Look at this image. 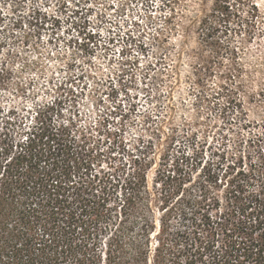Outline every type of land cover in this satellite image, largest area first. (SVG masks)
Here are the masks:
<instances>
[{
	"label": "rangeland",
	"instance_id": "374dc122",
	"mask_svg": "<svg viewBox=\"0 0 264 264\" xmlns=\"http://www.w3.org/2000/svg\"><path fill=\"white\" fill-rule=\"evenodd\" d=\"M251 1L258 9L256 32L245 41L249 0H229L232 17L215 36L201 24L215 0H162L160 7L139 0L135 9L116 11L106 0H96L91 10L67 9L64 0L53 8L56 0H50L44 5L54 13L50 19L35 6L39 0H0V62L14 70L0 87V133L15 151L39 125H49L78 145L83 168L73 171V181L90 178L99 185L122 178L152 139L147 184L155 193L165 149L157 129L169 133L170 122L181 134L171 151H199L188 187L193 197L201 191L208 197L205 211L217 245L225 241V226L251 231L240 213L264 190V2ZM37 23L51 26L40 29L39 39L23 28ZM129 42L132 49L125 47ZM186 133H193L194 145L182 139Z\"/></svg>",
	"mask_w": 264,
	"mask_h": 264
},
{
	"label": "trees",
	"instance_id": "16d2710c",
	"mask_svg": "<svg viewBox=\"0 0 264 264\" xmlns=\"http://www.w3.org/2000/svg\"><path fill=\"white\" fill-rule=\"evenodd\" d=\"M249 1L245 41L256 32L253 17L258 14ZM231 17L229 0H215L201 22L205 34L214 31L215 36ZM214 48H220L215 38ZM166 124L169 133L157 129L165 149L153 178L156 199L147 184L149 153L156 145L152 139L122 178L99 185L90 178L73 181V171L83 168L78 145L49 125H39L15 151L0 133V264H200L206 258L208 264H264V190L240 213L251 231L225 226V241L217 245L205 211L208 197L203 191L193 197L188 187L200 165L197 146L191 153H173L181 134ZM182 139L195 144L193 133Z\"/></svg>",
	"mask_w": 264,
	"mask_h": 264
},
{
	"label": "snow or ice",
	"instance_id": "6c2138e0",
	"mask_svg": "<svg viewBox=\"0 0 264 264\" xmlns=\"http://www.w3.org/2000/svg\"><path fill=\"white\" fill-rule=\"evenodd\" d=\"M27 2L31 5L33 4V0H27ZM50 2V0H39L38 5H35L36 7L42 8L43 12L46 14H49V19L51 18V16H54V13H52L50 8L44 7V5L46 3ZM107 4L109 6L113 7V11H116L117 9L119 10H123V8L125 6H127L130 9H135L137 6V3H139V0H106ZM145 3H149L151 5H154L156 7H160L162 5V0H144ZM262 2H264V0H262ZM64 3L67 7V9H77L79 10L81 7L86 8V9H94L97 7V3L96 0H93V2L89 3L88 0H85V3L83 5H81L80 0H64ZM59 4V0H56L55 3L52 4V7H56ZM142 6V5H141ZM99 7H104V4H100ZM61 10H64L63 7L61 8ZM25 16H27L28 14L25 12L24 13ZM32 17H29V20H31ZM125 19H127V17H125ZM92 22L93 24H98L99 21L96 20L95 17H92ZM24 29L27 30V32H32L37 39L40 38V29L43 28L46 31H50L51 30V26L48 23H37L36 28L33 29L32 27L29 26V24H25L23 26ZM3 29H0V32H2ZM90 31L92 32V35H96V31L95 29H90ZM125 32H127V29L124 30ZM113 34L115 35V30H113ZM131 34V33H129ZM56 35L58 36H62L63 32L62 31H58L56 33ZM122 33L120 34V37L118 38H122ZM27 35H25V43L27 40ZM0 47H3L2 43H0ZM126 48L132 49V44L131 42L127 43L125 45ZM115 52H120L121 50L119 48L114 50ZM123 57L121 56V59ZM33 59H35V57H33ZM22 67V65H17L16 66V70H19ZM35 67V66H33ZM141 67H143V65H141ZM13 69L11 68V66L9 64L0 62V87H7L8 84V79L9 76L13 73ZM74 80V77H73ZM115 86V85H114ZM68 87L71 88V84H68ZM121 96L126 95V93H120ZM119 102V101H117ZM112 111H114V109H110Z\"/></svg>",
	"mask_w": 264,
	"mask_h": 264
}]
</instances>
